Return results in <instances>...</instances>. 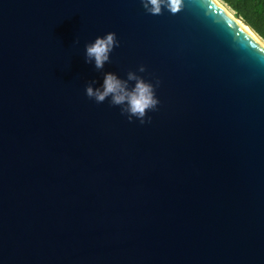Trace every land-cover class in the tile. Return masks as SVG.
Listing matches in <instances>:
<instances>
[{"label": "water", "instance_id": "1", "mask_svg": "<svg viewBox=\"0 0 264 264\" xmlns=\"http://www.w3.org/2000/svg\"><path fill=\"white\" fill-rule=\"evenodd\" d=\"M220 5L0 0V264H264V39ZM141 64L150 122L86 96Z\"/></svg>", "mask_w": 264, "mask_h": 264}, {"label": "clouds", "instance_id": "2", "mask_svg": "<svg viewBox=\"0 0 264 264\" xmlns=\"http://www.w3.org/2000/svg\"><path fill=\"white\" fill-rule=\"evenodd\" d=\"M140 2L145 11L154 16L162 15L165 10L176 15L186 7V0H140ZM216 2L219 4V0ZM225 13L227 17L225 22L230 28L233 22L238 23L226 9ZM74 43L78 44L79 40L76 39ZM119 44L120 41L114 31L98 36L93 42L85 45V61L93 64L97 71H103L106 63L111 61V53ZM146 70V66L141 64L138 70H129L126 78L120 77L116 72H104L102 83L98 87L95 86L96 81H90L86 85V96L97 104L108 100L110 105L120 107L121 115H126L129 122L135 118L141 124L148 123L151 121L148 112L157 110L160 104L156 95L160 81L157 80L154 84L139 75Z\"/></svg>", "mask_w": 264, "mask_h": 264}, {"label": "trees", "instance_id": "3", "mask_svg": "<svg viewBox=\"0 0 264 264\" xmlns=\"http://www.w3.org/2000/svg\"><path fill=\"white\" fill-rule=\"evenodd\" d=\"M264 39V0H222Z\"/></svg>", "mask_w": 264, "mask_h": 264}, {"label": "bare ground", "instance_id": "4", "mask_svg": "<svg viewBox=\"0 0 264 264\" xmlns=\"http://www.w3.org/2000/svg\"><path fill=\"white\" fill-rule=\"evenodd\" d=\"M219 3L221 5H223V7H225V9L231 14L232 17H235V19L238 21V23L253 37L255 38L256 40H258L259 42H262V39L258 36V34L250 27L248 26L247 24H245L240 18H237L236 16L232 15L231 11H229L226 6L221 2L219 1ZM262 44H264V42H262Z\"/></svg>", "mask_w": 264, "mask_h": 264}, {"label": "rangeland", "instance_id": "5", "mask_svg": "<svg viewBox=\"0 0 264 264\" xmlns=\"http://www.w3.org/2000/svg\"><path fill=\"white\" fill-rule=\"evenodd\" d=\"M226 6V5H225ZM227 7V6H226ZM228 9V8H227ZM229 10V9H228ZM229 11H231V13H234V11H232V10H229Z\"/></svg>", "mask_w": 264, "mask_h": 264}, {"label": "snow or ice", "instance_id": "6", "mask_svg": "<svg viewBox=\"0 0 264 264\" xmlns=\"http://www.w3.org/2000/svg\"><path fill=\"white\" fill-rule=\"evenodd\" d=\"M243 30H241V32H242Z\"/></svg>", "mask_w": 264, "mask_h": 264}]
</instances>
